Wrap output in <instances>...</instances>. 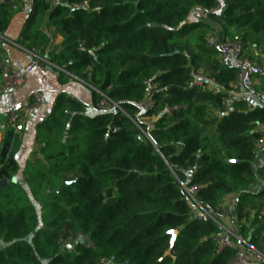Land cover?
<instances>
[{
    "label": "trees",
    "instance_id": "1",
    "mask_svg": "<svg viewBox=\"0 0 264 264\" xmlns=\"http://www.w3.org/2000/svg\"><path fill=\"white\" fill-rule=\"evenodd\" d=\"M218 5L206 20L198 19ZM4 15L2 26L10 12ZM44 23L62 36L60 50L48 53L59 76L68 78L66 71L89 85L92 105L105 96L120 109L88 113L80 100L58 96L37 128L38 155L22 169L34 199L43 201L41 224L16 178L14 134L6 132L0 145V179L9 181L0 189V264H230L234 250H217L218 228L192 216L183 182L199 187L196 199L213 213L234 195L233 231L259 244L264 186L249 187L259 180L254 146L264 123V65L259 62L256 86L263 103L250 108L238 101L222 116L225 92L189 88L190 72L203 64L228 90L235 67L222 65L216 48L204 44L191 52L181 39L209 27L227 36L232 28L250 56L264 54V0H32L19 43L41 52L49 41ZM146 80L164 90L142 112ZM164 106L176 108L156 123L141 120ZM210 107L217 115H209ZM48 184L54 190L42 197Z\"/></svg>",
    "mask_w": 264,
    "mask_h": 264
},
{
    "label": "built area",
    "instance_id": "2",
    "mask_svg": "<svg viewBox=\"0 0 264 264\" xmlns=\"http://www.w3.org/2000/svg\"><path fill=\"white\" fill-rule=\"evenodd\" d=\"M3 0H0L2 2ZM54 3L59 0H47ZM218 2V0H214ZM32 0H27V9H30ZM81 5H86V1ZM219 5L209 10L199 13V20H206L209 12L217 11ZM205 43L207 47L216 48L218 51L217 59L222 65L231 64L236 69L235 80L231 83L230 88L225 90L224 87L217 83L209 74L192 70L190 72V80L188 82L189 88H197L199 90H210L215 94H224L222 98V106L220 115L227 116L233 109L234 103L238 101L249 102L251 99H259L260 93L256 86L259 82V76L262 74L263 68L260 64L246 52V48L239 35L233 34L231 36H220L218 30H211L206 38ZM53 66L46 58L40 54L38 48H33L30 52L28 62L23 66H16L6 61L0 55V92L2 94H9L19 88L26 76L36 67ZM164 88L151 80L145 81L144 98L139 103V108L142 112L151 110L154 107V95L160 93ZM103 96V94H102ZM45 100L43 94L34 90L30 94L29 101L22 107L12 109L7 114V127L12 133L20 134L25 127L26 122L32 114L37 112L44 105ZM97 110L107 112L119 106L107 97L103 98L95 105ZM176 108V107H174ZM174 108L164 106L157 114L150 117L151 123H156L163 114H169ZM120 109V108H119ZM117 129H112L116 132ZM259 138L255 142V150L257 153L264 150V123L257 127ZM184 191V199L190 207L192 216L201 222H211L218 228V233L215 237L217 250L229 247L234 250L235 254L230 264H261L264 263V234L262 235L259 244L252 243L248 239H243L237 235L231 225V215L235 206V196H226L220 205L215 208L217 211L213 213L204 208L196 199V194L199 190L197 185L181 183ZM81 236H78V239ZM164 255H167L165 252ZM111 261L101 259L99 264H108Z\"/></svg>",
    "mask_w": 264,
    "mask_h": 264
},
{
    "label": "crops",
    "instance_id": "3",
    "mask_svg": "<svg viewBox=\"0 0 264 264\" xmlns=\"http://www.w3.org/2000/svg\"><path fill=\"white\" fill-rule=\"evenodd\" d=\"M26 3L27 0H3L0 2V55L6 61L16 66L25 65L33 49L22 46L19 43V33L28 11ZM5 11H9L10 15L8 22L2 26ZM192 17L195 18L193 15L190 17V20L193 19ZM41 30L47 35L49 41L40 54L50 62L48 53L51 51L58 52L60 50L59 44L62 36L55 28L46 27L45 23L42 25ZM228 32L229 30H227L226 35H228ZM47 67L45 65L34 68L26 76L23 84L13 92L9 94H2L0 92V145L6 132L10 130L7 127L8 112L24 106L29 101L30 94L34 90L41 92L45 100L42 108L30 116L25 124L24 130L20 134L14 135L12 149L14 151V157L20 167L19 172L22 171L29 160L33 159V156L38 155L40 147L37 139V128L49 117L51 109L60 94L64 93L80 100L85 105L88 113H94L96 111L95 106L91 102L89 85L66 71L64 74L68 78L60 77L58 74L59 69L54 64L52 71H49ZM262 103L260 99H251L248 105L250 108H253ZM261 161L264 162V150L257 153V163ZM108 264L114 263L110 262Z\"/></svg>",
    "mask_w": 264,
    "mask_h": 264
},
{
    "label": "rangeland",
    "instance_id": "4",
    "mask_svg": "<svg viewBox=\"0 0 264 264\" xmlns=\"http://www.w3.org/2000/svg\"><path fill=\"white\" fill-rule=\"evenodd\" d=\"M213 29H215V28L209 27V28H206V29L194 30V31L188 33L183 39H181V42L183 44H185V45H188L189 51L197 52L199 45H204V44L206 45L205 38H206L207 34ZM228 30H229V32H228L229 36H231L233 34H237L238 35V32L236 30H233V29H228ZM247 51H248V49H247ZM251 53H252V57L258 63L260 62V64L263 65L264 54H261L258 51H251ZM198 71H201V72L205 73V69H204L203 64H202V67H200ZM218 112H219L218 109H215L213 107L209 108V115L210 116H215V115H217ZM141 120H146V119H141ZM147 120H149V119H147ZM149 122H150V120H149ZM150 124H152V123L150 122ZM205 132L208 133V134H213L214 133V128L213 127H207L205 129ZM35 157L36 156H33V158H35ZM263 164H264L263 161H261L260 163L256 162V172H257V174L259 176V180L257 181V183H255V184H253L252 186L249 187L250 190L255 191L256 189L261 188L262 186H264V165ZM16 178L18 179V181L21 182L22 190L24 191V193H26V195L29 198V200L33 203V205L35 207V210H36V213L38 215L39 223L41 224L42 223L41 222V216H42V208H43L42 204H43V201L40 203V201H36L34 199V196L32 195V193L30 191V187L27 185V183H25L22 180L23 179L22 171L19 172L16 175ZM53 190H54V185L48 184L43 189H41V193L40 194H41L42 197H44L47 194H49L50 191H53ZM44 212H46V211L44 210Z\"/></svg>",
    "mask_w": 264,
    "mask_h": 264
},
{
    "label": "water",
    "instance_id": "5",
    "mask_svg": "<svg viewBox=\"0 0 264 264\" xmlns=\"http://www.w3.org/2000/svg\"><path fill=\"white\" fill-rule=\"evenodd\" d=\"M0 31H1V30H0ZM47 69H48L49 71H52V70H53V68H52L51 66H48ZM262 100L264 101V94H263V96H262ZM12 181H13V182H16V179L13 177ZM7 183H8V180H7V179H5V178H1V179H0V189H1L3 186H5ZM177 233H178V230H176V229L170 231V234H171V244H173V241H174L175 236L177 235ZM250 233H251V232H249V235H250ZM247 239L249 240L250 238L248 237ZM83 241H84V239H83L82 237L79 238V242H83Z\"/></svg>",
    "mask_w": 264,
    "mask_h": 264
}]
</instances>
